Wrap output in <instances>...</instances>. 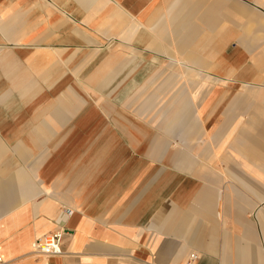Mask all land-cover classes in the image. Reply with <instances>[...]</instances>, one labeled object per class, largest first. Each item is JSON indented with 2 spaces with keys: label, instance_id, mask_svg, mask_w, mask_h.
<instances>
[{
  "label": "crops",
  "instance_id": "crops-1",
  "mask_svg": "<svg viewBox=\"0 0 264 264\" xmlns=\"http://www.w3.org/2000/svg\"><path fill=\"white\" fill-rule=\"evenodd\" d=\"M120 48L201 95L167 138L96 84ZM60 229L63 255L33 252ZM0 255L264 264V0H0Z\"/></svg>",
  "mask_w": 264,
  "mask_h": 264
},
{
  "label": "rangeland",
  "instance_id": "rangeland-1",
  "mask_svg": "<svg viewBox=\"0 0 264 264\" xmlns=\"http://www.w3.org/2000/svg\"><path fill=\"white\" fill-rule=\"evenodd\" d=\"M121 49L122 48L118 49L121 53H118L120 56H116L117 58H115V60L111 63L108 62L105 66L106 73L110 76L105 79L103 77H97L96 84H104L106 80L105 84H109L113 87H121L123 91H127V93L122 94V100H127L129 102L155 103V116L159 113L161 124L159 136L161 138H167L168 136L164 131L166 124L168 125L170 123L168 119H172L176 114H181L183 112L184 100L198 102L201 95L195 93H156L155 86L168 85L172 80L168 79L166 76L155 78V61H133L131 59L138 55L139 52L134 49ZM197 80L198 79L195 77L175 78L176 84H186L188 86L197 84ZM119 97V93L111 94L112 100H119ZM173 99L176 100V103L171 108H166V103ZM177 121L178 120L173 123H177ZM178 129H180V133H182V126H179ZM180 136L182 137V134ZM33 252L41 257H49L40 255L35 251ZM145 259V261H142L130 255L120 257H96L83 258L80 260L76 259V261L70 260L63 264H153L151 260Z\"/></svg>",
  "mask_w": 264,
  "mask_h": 264
},
{
  "label": "built area",
  "instance_id": "built-area-1",
  "mask_svg": "<svg viewBox=\"0 0 264 264\" xmlns=\"http://www.w3.org/2000/svg\"><path fill=\"white\" fill-rule=\"evenodd\" d=\"M65 234V230L60 229L37 238L32 245L33 251L49 257L63 255V241ZM192 257L195 259L197 256L193 255ZM0 264H7L1 255Z\"/></svg>",
  "mask_w": 264,
  "mask_h": 264
}]
</instances>
